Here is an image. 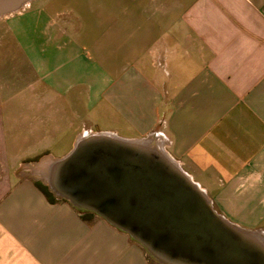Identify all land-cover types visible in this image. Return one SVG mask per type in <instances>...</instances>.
Here are the masks:
<instances>
[{
    "label": "crops",
    "instance_id": "1",
    "mask_svg": "<svg viewBox=\"0 0 264 264\" xmlns=\"http://www.w3.org/2000/svg\"><path fill=\"white\" fill-rule=\"evenodd\" d=\"M5 54L22 77L0 76V264H151L18 170L99 131L158 144L221 216L264 237V0H33L0 16V68ZM29 131L46 142L23 152Z\"/></svg>",
    "mask_w": 264,
    "mask_h": 264
},
{
    "label": "water",
    "instance_id": "2",
    "mask_svg": "<svg viewBox=\"0 0 264 264\" xmlns=\"http://www.w3.org/2000/svg\"><path fill=\"white\" fill-rule=\"evenodd\" d=\"M26 1L0 0V15ZM42 181L55 196L127 233L159 264H264V237L216 213L150 140L81 133Z\"/></svg>",
    "mask_w": 264,
    "mask_h": 264
},
{
    "label": "rangeland",
    "instance_id": "3",
    "mask_svg": "<svg viewBox=\"0 0 264 264\" xmlns=\"http://www.w3.org/2000/svg\"><path fill=\"white\" fill-rule=\"evenodd\" d=\"M33 1V0H29L26 1L24 3H22L17 9L11 11V12H7L5 14H1L0 16H5V15H11L13 13L22 11V9L24 7L27 6L28 2ZM11 48L9 47L8 50H10ZM1 74L0 76L1 81L6 82L8 85H10L13 82V79H15V83H17V79L19 77H22L21 72L17 73L16 69V62L15 60L11 57V56H6L3 58L2 60V66H1ZM15 76V78L13 77ZM19 80H22L21 78ZM27 112V109L25 110H21L17 108V106L12 108V113L13 115L16 114H22ZM3 133H2V122H0V147L3 145V139L4 137H2ZM21 136L19 137L20 139V148L23 152H31L32 150L36 149L38 146L40 145H44L46 142V138H42V141H39L38 138H36L37 136H35L33 134V132L29 131V132H23V134H20ZM159 146V145H158ZM161 148V146H159ZM162 149V148H161ZM1 150V149H0ZM56 154L59 152H55ZM53 160L52 157H50L49 153L46 152H40V153H31L29 156L23 158L19 163V169L21 170V168L26 167V174L36 178L37 180L42 181V177H46V169L49 165V163ZM42 172V173H41ZM47 186V184H45ZM48 187V186H47ZM207 198L210 201V204L212 206V208L215 210L216 213L221 214V211L219 210V208L217 207L216 203L213 202L212 200H210L209 196L206 194ZM225 219L229 220L230 222L234 223L230 218L223 216ZM142 247V246H141ZM143 251L146 254V257L148 259V261L151 264H159L157 262H155L152 257L143 249Z\"/></svg>",
    "mask_w": 264,
    "mask_h": 264
},
{
    "label": "trees",
    "instance_id": "4",
    "mask_svg": "<svg viewBox=\"0 0 264 264\" xmlns=\"http://www.w3.org/2000/svg\"><path fill=\"white\" fill-rule=\"evenodd\" d=\"M35 185L42 191V193L46 196L49 201H54L56 198L53 193L48 189V187L40 182L39 180L34 181ZM81 218H83L86 222H91L94 218V213L89 211H78Z\"/></svg>",
    "mask_w": 264,
    "mask_h": 264
},
{
    "label": "bare ground",
    "instance_id": "5",
    "mask_svg": "<svg viewBox=\"0 0 264 264\" xmlns=\"http://www.w3.org/2000/svg\"><path fill=\"white\" fill-rule=\"evenodd\" d=\"M148 140V139H147ZM163 152H165L163 149H161ZM42 173V172H41Z\"/></svg>",
    "mask_w": 264,
    "mask_h": 264
}]
</instances>
